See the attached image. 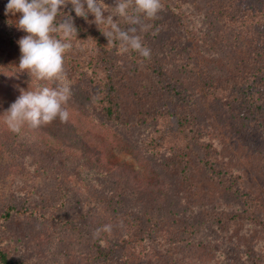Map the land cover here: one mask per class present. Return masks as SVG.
Segmentation results:
<instances>
[{"label": "rangeland", "instance_id": "374dc122", "mask_svg": "<svg viewBox=\"0 0 264 264\" xmlns=\"http://www.w3.org/2000/svg\"><path fill=\"white\" fill-rule=\"evenodd\" d=\"M190 1L162 0L164 8L158 18L167 22L171 31L184 35L185 40L183 49L178 48L180 56L166 63L181 79L205 70L209 76L224 80L256 39L251 38L247 27H240V36L235 34L234 27L241 23L232 24L223 17L225 13H237L236 0H196L193 7ZM107 4L113 6L114 0H107ZM18 18L12 16L10 32L0 24V110L2 106L9 108L21 89L34 91L55 86L30 78L18 67L21 56L18 40L26 35L16 26ZM258 21L264 24V16ZM18 31L19 39H15ZM118 63L125 77L124 86L119 89L118 118L106 120L100 107L91 103L88 95L70 79L66 67L72 92L66 105L70 119L67 123L58 120L51 123L61 132L57 133L53 127L43 128V134L51 135L50 140L32 148L24 140L6 144L0 141V213L9 206L30 208L34 203L39 212L31 216L12 214L0 222L4 246L28 264H105L90 262L89 243L96 229L110 220V237L122 232L129 218L146 221L153 215L157 221L153 238L128 252L126 263L109 264H221L227 251L238 255L248 249L249 243L264 245V154L260 140L237 133L218 100L201 92L193 96L192 108L208 129L221 159L240 172L242 185L261 202L258 223L245 221L225 230V226L221 228L209 218L207 222L203 210L235 211L240 207L238 199L213 185L196 162L179 172L168 165L167 149H152L150 138L155 122L138 120L140 101L134 98L133 90L145 86L148 89L153 83L128 60L120 59ZM81 133L90 139L115 143L110 160L134 170V176L146 184L144 197H116L115 184L104 176L96 177L92 189L81 185L78 177L84 165H78L73 158L81 152V142L76 139ZM59 138L65 139L60 142ZM159 193V204L146 201ZM156 206L158 210L154 211ZM190 224L194 225L193 230ZM181 233L189 245L177 244Z\"/></svg>", "mask_w": 264, "mask_h": 264}, {"label": "trees", "instance_id": "16d2710c", "mask_svg": "<svg viewBox=\"0 0 264 264\" xmlns=\"http://www.w3.org/2000/svg\"><path fill=\"white\" fill-rule=\"evenodd\" d=\"M7 3L8 0H0V24L10 32L13 15H5ZM105 3L107 4V0ZM195 3L196 0H191V7ZM235 4L238 7L237 13H225L223 17L229 23H241L239 27H234L235 34L237 32L240 36V27H247L251 38H255L256 41L246 47L247 51L243 53L238 65L235 64L234 72L224 80L209 76L205 70L199 75L194 73L187 79L176 77L166 60L180 56L182 52L178 48L183 49L184 35L181 37L180 33L171 31V28H168L169 24L161 22L159 18L149 22L152 28L143 35L145 45L151 49V58L145 59L135 52H123L118 43H108L102 34L106 30L105 26L100 25L98 28L95 23H92L91 21L94 20L92 15H89L87 20L76 17L70 4L62 9L73 17L78 29V38H73V47L65 58L70 79L81 88L82 92L86 93L85 95H88L91 103L100 107L106 120L110 121L119 116V89L124 86L125 81L119 60L126 59L139 69L147 80L153 83V86L148 89L145 86L133 90L134 98L140 101L136 113L138 120L155 122L151 133L152 138L149 136L152 149H167L168 165L179 172H184L193 163L192 161L196 162V166L204 171L206 178L213 185L238 199L240 207L235 211L230 209L228 211L226 208L202 211L207 220L209 218L221 228L225 226V230H229L236 223L245 221H249L250 224L258 223L260 221L258 209L261 208V202L254 193L242 185L240 172L221 159L208 129L200 123L192 105L193 96L198 92L206 93L218 100L224 115L235 126L237 133L257 137L264 154V24L258 21L264 16V0H236ZM15 16L19 17L20 14L17 13ZM121 27L125 25L121 24ZM19 35L18 31L15 39H19ZM187 63L183 66L185 71ZM7 109L2 106L0 110L1 143L24 140L29 148H32L50 140L51 135L48 132L43 134V128L53 127L57 133L62 130L58 129L57 125L48 124L35 130L25 127L21 133H13L4 122V112ZM101 124L105 126L106 122ZM87 136L81 133L76 138L81 142L79 149L81 152L73 157L78 165H84L82 175L78 177L81 185L92 189L96 177L104 176L115 184L116 197L119 195H128L134 199L142 195L144 197L147 191H144L146 184L142 183L137 175L134 176V170L122 162L110 160V150L115 143L96 138L90 139ZM65 138L58 140L62 142ZM65 146L72 147L70 144ZM160 196L161 193L156 197L147 198L146 201L149 199L150 203L152 201L159 204ZM154 208V211L158 210L157 206ZM12 214L31 216L39 212L35 203L30 208L23 205L19 208L9 206L0 213V222L8 220ZM105 218L112 219L107 216ZM143 220L140 217L129 218L127 222L125 221L123 231L110 237L108 235L111 230L109 227L111 221L102 223L92 235V237L95 236L94 239L89 243L92 249L90 262L126 263L132 249L144 246L154 236L156 227L154 215L146 221ZM103 225L104 227H101ZM193 226L189 225L191 230ZM2 237L0 231V264H28L25 260L15 257L11 250L4 246L5 240ZM177 240H179L177 244L189 245L190 243L182 233ZM247 246L248 249L239 252L238 255L227 251L228 255L221 264H264V245L254 244L253 246L249 243Z\"/></svg>", "mask_w": 264, "mask_h": 264}, {"label": "clouds", "instance_id": "9594fccd", "mask_svg": "<svg viewBox=\"0 0 264 264\" xmlns=\"http://www.w3.org/2000/svg\"><path fill=\"white\" fill-rule=\"evenodd\" d=\"M69 4L76 17L87 20L92 15L91 22L98 28L104 25L102 34L108 43H118L125 53L151 58L143 35L152 28L149 22L163 10L162 0H114L113 6L105 0H8L5 15L19 13L16 26L26 33L18 40V67L30 78L55 85L20 90V96L4 112V122L13 133L19 134L25 127L35 130L57 120L67 123L70 119L66 105L72 92L65 58L73 47V38H78V29L73 17L62 11Z\"/></svg>", "mask_w": 264, "mask_h": 264}]
</instances>
